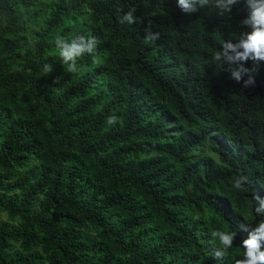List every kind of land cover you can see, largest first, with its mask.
<instances>
[{
	"label": "trees",
	"instance_id": "1",
	"mask_svg": "<svg viewBox=\"0 0 264 264\" xmlns=\"http://www.w3.org/2000/svg\"><path fill=\"white\" fill-rule=\"evenodd\" d=\"M132 8L137 22L121 24ZM246 15L243 3L228 17L177 0H0V264L241 258L247 232L217 260L210 229H238L264 196V62L245 86L210 54ZM77 32L103 62L84 55L73 73L53 49Z\"/></svg>",
	"mask_w": 264,
	"mask_h": 264
},
{
	"label": "clouds",
	"instance_id": "2",
	"mask_svg": "<svg viewBox=\"0 0 264 264\" xmlns=\"http://www.w3.org/2000/svg\"><path fill=\"white\" fill-rule=\"evenodd\" d=\"M243 3L247 9V15L239 21V24L247 30L237 31L234 39L222 40V47H218L210 54V60L217 73H222L231 68V75L240 81L245 75V86L255 80V74L264 62V0H177V6L183 13L191 14L203 10L207 14L218 13L230 17L234 7ZM135 8L123 12L119 16L121 24L133 25L138 17ZM158 37V33L147 30L145 41L151 43ZM53 55L62 57V62L68 71L80 73L82 66L78 63L80 57L87 55L93 64H101L102 57L98 54V40L95 36L77 32L70 37L57 36L55 39ZM248 61L251 65L248 66ZM52 63H45L41 69L42 75L53 71ZM118 117H108L107 124H116ZM211 145H206V153H211ZM249 177L238 175L233 181V187L237 191H247ZM264 217V196L259 192L253 194L252 212L245 216V221L239 224L238 229L225 226L223 229H210V243L213 246V255L217 260H222L233 249L238 231L247 232L248 235L240 244L241 258L235 264H264V219L253 224L252 215ZM237 249V251H240Z\"/></svg>",
	"mask_w": 264,
	"mask_h": 264
}]
</instances>
